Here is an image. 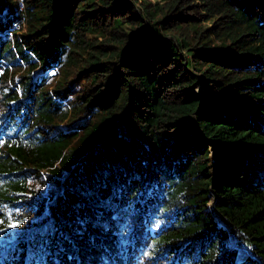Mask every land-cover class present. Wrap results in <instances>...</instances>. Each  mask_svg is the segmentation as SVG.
<instances>
[{
	"label": "trees",
	"instance_id": "trees-1",
	"mask_svg": "<svg viewBox=\"0 0 264 264\" xmlns=\"http://www.w3.org/2000/svg\"><path fill=\"white\" fill-rule=\"evenodd\" d=\"M141 1L0 0V264H264V0Z\"/></svg>",
	"mask_w": 264,
	"mask_h": 264
},
{
	"label": "rangeland",
	"instance_id": "rangeland-1",
	"mask_svg": "<svg viewBox=\"0 0 264 264\" xmlns=\"http://www.w3.org/2000/svg\"><path fill=\"white\" fill-rule=\"evenodd\" d=\"M134 2L136 3V5L138 7H140V5L142 4V1L141 0H134ZM197 2H199V0H191L192 6L189 9H192L195 6L194 4H196ZM21 4L23 5V3H21ZM195 9H196L195 10L196 11L195 13H196L197 17L199 18V21H198L199 24L197 25L198 28H199V31H201L202 29L207 28V27H209V26H211L213 24V20H214L213 14H214V11L206 10L205 9V6L202 5V4L196 5ZM218 20H220V19H218ZM23 26H25V24ZM188 28H191V27L185 28L183 32L189 34L190 41L195 42L197 40L198 33H195V30L194 29H188ZM179 33H177V34H179ZM171 34L172 33H168V36H171ZM52 73H55V70H52ZM73 82H74V80L71 79L67 83H68V85L69 84L72 85ZM203 89L204 88H202V86H197L196 87V90L199 91V92H203ZM214 157H216L215 149L213 147H210V159H211L212 164L214 165L213 168H215L216 161H217V159L214 160Z\"/></svg>",
	"mask_w": 264,
	"mask_h": 264
},
{
	"label": "snow or ice",
	"instance_id": "snow-or-ice-1",
	"mask_svg": "<svg viewBox=\"0 0 264 264\" xmlns=\"http://www.w3.org/2000/svg\"><path fill=\"white\" fill-rule=\"evenodd\" d=\"M24 223L23 220H10L7 228L8 229H18ZM6 229L0 228V234L5 233Z\"/></svg>",
	"mask_w": 264,
	"mask_h": 264
},
{
	"label": "built area",
	"instance_id": "built-area-1",
	"mask_svg": "<svg viewBox=\"0 0 264 264\" xmlns=\"http://www.w3.org/2000/svg\"><path fill=\"white\" fill-rule=\"evenodd\" d=\"M216 152V151H215ZM214 160H216V157H214Z\"/></svg>",
	"mask_w": 264,
	"mask_h": 264
}]
</instances>
